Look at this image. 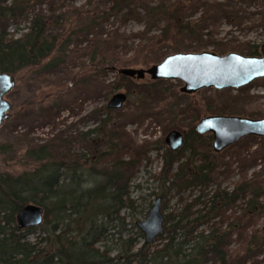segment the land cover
Listing matches in <instances>:
<instances>
[{
    "label": "trees",
    "instance_id": "trees-1",
    "mask_svg": "<svg viewBox=\"0 0 264 264\" xmlns=\"http://www.w3.org/2000/svg\"><path fill=\"white\" fill-rule=\"evenodd\" d=\"M232 2L85 0L78 5L76 0H0V73L14 76L35 69L44 78L65 76L67 86L52 93L62 104L61 99L76 90L82 77L117 71L119 82L109 85L108 92L127 88L143 105L142 112H131L129 118L144 120L155 116L159 109L158 113L170 115L176 125L194 110H173L181 96L190 95L182 91L181 82L173 86L168 80L151 79L148 84L131 88V82L138 79L123 76L119 70L148 65L155 51L162 52L163 58L169 56L161 51L165 43L171 44L175 54L199 52H183L176 40L186 33L195 34L193 28L198 23L190 21L189 11L196 3L202 4L205 12L201 21L216 24L230 19L241 25V11H235ZM260 15L264 26V12ZM112 19L121 23L138 19L146 29L129 37L120 29L108 32ZM11 21L28 23L20 37L8 33ZM152 28L159 34L149 36ZM211 44L219 52L240 48L233 43ZM198 45L200 48L202 43ZM248 46V56H261L260 45ZM86 54L91 56L90 63L82 62L78 72L74 71L70 59L81 60ZM87 69L91 73L84 75ZM29 105L27 108L33 103ZM58 107L54 103L45 110V118L54 119V109ZM119 110L107 107L108 116L100 121L99 128L82 134L84 141L92 145L89 157L62 158L66 153L61 152V148L66 150L62 135L43 144L24 136L27 164L33 166L19 175L0 176V264H264L258 260L264 253V229L256 228L257 221L264 217V176H243L232 189L223 187L219 179L230 176L219 172L212 159L217 154L211 143L213 136L198 134L194 125L185 132L179 150L163 144V167L156 177L163 188L162 210H168L172 198H177L178 205L165 214V231L155 241L162 244H143L135 252L137 240L123 238V231H119L121 249L115 259L109 257L108 250H100L98 245L108 240L109 224L126 225L121 214L134 207L131 183L149 152L146 145L144 148L116 142L112 136L117 129L114 126L106 136L107 126L112 124L111 113ZM196 111L195 117L205 115L200 108ZM217 115L222 114L214 116ZM202 147L212 156L203 154ZM99 163L108 166L98 170ZM193 190H200L199 194L193 195ZM28 205L43 209V221L39 226L20 228L17 216ZM33 234L37 236L32 241L29 236ZM234 244L237 249L232 248Z\"/></svg>",
    "mask_w": 264,
    "mask_h": 264
},
{
    "label": "rangeland",
    "instance_id": "rangeland-1",
    "mask_svg": "<svg viewBox=\"0 0 264 264\" xmlns=\"http://www.w3.org/2000/svg\"><path fill=\"white\" fill-rule=\"evenodd\" d=\"M232 1L234 10L241 11L239 16L244 20L243 24H238V20L232 22L230 19H223L216 24L207 20L201 21L205 7L196 3L195 8L189 11L188 17L191 22L198 23V25L196 24L193 28L195 34L186 33L176 39L178 45L182 48L181 50L183 52L188 50L199 51L192 53L211 51L218 55H227L233 52L224 50L226 48L219 52L216 46L211 44V42L215 41L219 44L227 45L233 43L239 45L240 48L234 52L248 56V44L262 46L264 44V26L261 25L260 13L264 12V0ZM76 2L81 5L85 3V0H76ZM212 2L226 3L227 0H212ZM27 27L28 23L25 21L18 24L11 21L7 26V31L9 34H16L17 38L26 31ZM115 29H120L121 33H125L129 37L143 32L146 29V24L138 19H130L126 23L112 19L107 31L112 32ZM157 34H159L158 29L152 28L149 36ZM199 42L202 43L200 48ZM136 43H139V40ZM170 45V43H165L162 45L161 51L169 53V55L175 54ZM84 56L86 58H81V60L70 59L69 64L74 71L78 72V66L82 62L90 63V54ZM165 58L162 57V52L155 51L149 58L148 65L135 69H148L161 63ZM38 71L35 72V69L31 71L25 70L20 74L14 75L17 85L5 97L13 105V109L11 112L12 117L4 122L0 128V176L6 173L19 175L33 166L27 164L28 160L25 157L27 146V143L24 142L25 135H28L30 140L39 144L51 140L54 136L60 137L62 135L65 140L63 145L66 147L65 151H62L63 149L61 148V152H66L61 155L62 158L75 159L82 155L91 156L90 154L93 153L92 145L84 141L82 134L99 128L100 121L108 116L106 109L109 101L113 95L120 92L127 94L128 99L121 110L111 113L112 124L107 126L106 136H109L110 130L114 126L117 129L112 131V136L116 142L124 146L133 144L134 146L145 148L146 145L145 149H149L147 159L143 161L139 172L131 183L130 191L134 207L124 209L121 214L126 218V225L122 227L118 226L117 223L109 224L108 240L98 245L101 251H109L108 255L111 259H115L121 249L117 235L119 231H123V238L131 237L137 240L135 252L144 244L145 238L137 227V222L146 220L155 200L161 197L162 183L156 177L162 171V156L165 152L163 146H166V144H163L171 131L178 130L184 135L191 126L194 125L196 128L203 117L213 116L216 113H220L223 116L250 119L264 118V79L254 81L245 89L216 90L211 88L200 90L195 94L181 96L173 105V110L179 108L185 110L189 107H193L194 110L191 113L192 115L182 116L177 124L173 125L171 116L158 113L159 109L155 112L156 115L158 113L157 116L150 115L146 118L144 116V120L129 118V116H132L130 115L131 112H142L143 105L137 96L129 94L130 90L127 88L113 93L108 92L109 85L119 82L117 71L104 72L100 76L96 73L94 77H90V75L82 77L76 86V90L61 99L62 104L59 102L60 100H56V94L52 93L63 86H67L69 82L66 77L59 75L55 78L50 75V77L44 78L38 76ZM90 71L91 69H87L86 72L84 71V75L88 72L91 73ZM59 80L60 82H58ZM138 80H134V83L131 82V88H138L139 84L141 86L151 82L149 75L144 79ZM170 82H173V86H177L175 84L180 81ZM180 84L183 85L182 82ZM74 100L75 104L73 103ZM30 103H33V105L27 108ZM54 103L59 105L58 108L54 109L55 118L52 120L46 119L45 110L50 109ZM66 103H71L70 107H67ZM199 108L205 112V115L195 117L197 114L196 110H199ZM97 111L101 115H98ZM205 136L208 138L210 134H205ZM211 143L213 144V142ZM61 146L62 143H60ZM155 147L158 148L154 149ZM200 151L203 154L210 153L207 148L203 147L200 148ZM126 159H130V156L127 155ZM212 159L219 172H225L226 175L230 176L226 180L219 179V181H222L223 187L232 189L236 183L243 179V176L248 179H252L254 176H264V137H245L222 153H217ZM107 166L106 163H99L97 169L101 170ZM90 186L86 185V187ZM199 191L193 190L191 192L193 195H197ZM188 194L190 195L191 193ZM163 203L164 200L162 199V205ZM177 205V198L170 199L169 208L164 213L175 210ZM256 228L264 229V217L257 221ZM37 232L39 233L40 230H37ZM35 236L37 234L29 237L33 241ZM161 244L162 241H158L153 246H160ZM232 248L237 249V245L234 244ZM258 260L264 262V253L260 255Z\"/></svg>",
    "mask_w": 264,
    "mask_h": 264
},
{
    "label": "water",
    "instance_id": "water-1",
    "mask_svg": "<svg viewBox=\"0 0 264 264\" xmlns=\"http://www.w3.org/2000/svg\"><path fill=\"white\" fill-rule=\"evenodd\" d=\"M123 76L144 79L147 75L152 80H170L183 83L182 91L195 94L203 89L239 90L256 80L264 79V44L261 56H245L239 53L218 55L211 51L201 53H177L167 56L161 63L148 69L123 68ZM17 85L13 75L0 73V128L10 119L13 105L5 97ZM128 99L125 93H116L108 103L112 110L121 109ZM196 131L200 135L213 133V149L222 152L248 136L264 137V118L250 119L237 116L203 117ZM167 146L179 150L184 144V135L171 131L165 139ZM165 213L162 210V197H158L145 221L137 222V227L144 235V245L150 246L165 231ZM43 221V209L28 205L18 214L20 228L39 226Z\"/></svg>",
    "mask_w": 264,
    "mask_h": 264
},
{
    "label": "flooded vegetation",
    "instance_id": "flooded-vegetation-1",
    "mask_svg": "<svg viewBox=\"0 0 264 264\" xmlns=\"http://www.w3.org/2000/svg\"><path fill=\"white\" fill-rule=\"evenodd\" d=\"M12 109H13V108H12ZM11 112H12V110H11ZM11 112H10V116L12 117ZM213 116H214V115H213ZM217 116H218V115H217ZM220 116H223V115H220ZM11 117H10V118H11ZM207 134H210V135L213 136V142H214V135H213V133L210 132V133H207ZM184 138H185V135H184ZM212 146H213V144H212ZM225 150H226V149H225ZM225 150H224V151H225ZM222 152H223V151H222ZM222 152H220V153H222ZM216 153H218V152H216Z\"/></svg>",
    "mask_w": 264,
    "mask_h": 264
},
{
    "label": "bare ground",
    "instance_id": "bare-ground-1",
    "mask_svg": "<svg viewBox=\"0 0 264 264\" xmlns=\"http://www.w3.org/2000/svg\"><path fill=\"white\" fill-rule=\"evenodd\" d=\"M43 215H44V211H43ZM18 223V222H17ZM19 225V224H18Z\"/></svg>",
    "mask_w": 264,
    "mask_h": 264
}]
</instances>
